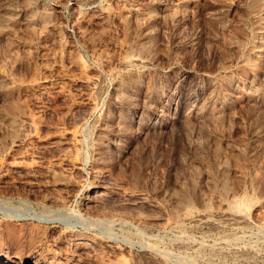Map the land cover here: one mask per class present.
Segmentation results:
<instances>
[{
    "label": "rangeland",
    "instance_id": "1",
    "mask_svg": "<svg viewBox=\"0 0 264 264\" xmlns=\"http://www.w3.org/2000/svg\"><path fill=\"white\" fill-rule=\"evenodd\" d=\"M34 262L264 264V0H0V264Z\"/></svg>",
    "mask_w": 264,
    "mask_h": 264
},
{
    "label": "bare ground",
    "instance_id": "2",
    "mask_svg": "<svg viewBox=\"0 0 264 264\" xmlns=\"http://www.w3.org/2000/svg\"><path fill=\"white\" fill-rule=\"evenodd\" d=\"M78 160V159H77ZM226 196V195H225ZM242 204L243 202L242 201H236L235 200V203H234V206H239V204ZM232 204H233V202H232ZM231 204V205H232ZM47 221V220H46ZM64 231V230H63ZM67 231H68V229H67ZM70 233V232H69ZM74 234V233H73ZM63 235V234H62ZM83 235V234H82ZM82 235H80V236H82ZM69 236V235H68ZM67 236V237H68ZM90 236V235H89ZM88 236V237H89ZM93 236V235H92ZM83 237H84V235H83ZM83 237H79V236H77V235H71L70 236V238H71V241L74 243V245L77 247V246H80L81 247V245L83 244H85L86 245V240L87 239H85V238H83ZM66 238V237H65ZM93 238V237H92ZM91 239V238H90ZM89 241H92V240H89ZM88 243V242H87ZM70 244H71V242H70ZM97 244V243H96ZM88 245V244H87ZM91 247V246H90ZM93 247H95V245H93ZM94 249V248H93ZM104 250V249H103ZM212 255V254H211ZM6 262V261H5ZM36 262H38V261H36ZM36 262H34V264H37Z\"/></svg>",
    "mask_w": 264,
    "mask_h": 264
}]
</instances>
